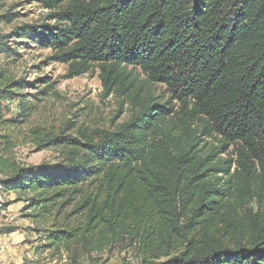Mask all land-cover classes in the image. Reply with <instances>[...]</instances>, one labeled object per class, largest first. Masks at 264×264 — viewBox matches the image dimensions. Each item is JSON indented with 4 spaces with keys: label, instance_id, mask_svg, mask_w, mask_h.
<instances>
[{
    "label": "trees",
    "instance_id": "1",
    "mask_svg": "<svg viewBox=\"0 0 264 264\" xmlns=\"http://www.w3.org/2000/svg\"><path fill=\"white\" fill-rule=\"evenodd\" d=\"M39 1L54 25L21 36L50 48L68 79L97 70L103 94L132 110L115 131L35 136L63 158L27 166L11 155L22 121L3 102L25 111L30 83L0 69V193L29 196L27 216L51 220L46 248L123 243L140 264H264V0ZM152 84L177 111L144 91Z\"/></svg>",
    "mask_w": 264,
    "mask_h": 264
},
{
    "label": "rangeland",
    "instance_id": "2",
    "mask_svg": "<svg viewBox=\"0 0 264 264\" xmlns=\"http://www.w3.org/2000/svg\"><path fill=\"white\" fill-rule=\"evenodd\" d=\"M50 10L39 0H0V41L5 39L7 54L0 53V69L8 77L24 79L30 83L23 92L25 111L17 106L18 100L3 102L9 110L6 118H15L21 122L11 152L13 159L21 164H56L63 158L61 150L55 148L39 149L35 136L47 134L77 135V130L115 131L127 122L132 115L131 106L113 95L105 96L98 79V71L68 79L66 65L53 62V52L23 38L21 29L26 26H52L54 20L48 15ZM7 17V20H4ZM141 78H144L141 76ZM144 91L159 102L171 101L174 110L179 104L170 100L165 87L152 84ZM218 146L216 137L204 138L199 142L198 150L203 154ZM232 148H229V152ZM227 155L219 154L217 159L224 160ZM222 181V177L217 175ZM29 196H19L14 192L0 193V203H11L0 211V229L17 227L11 234H0V264H93V261H106L105 264H140L141 257L136 250L123 243H114L99 252L87 253L86 250L71 245L69 249L58 251L46 248L45 229L47 223L37 224L30 216L34 212L27 209ZM67 213L70 212L68 208ZM56 221L62 216H55ZM71 223L74 218L70 219Z\"/></svg>",
    "mask_w": 264,
    "mask_h": 264
},
{
    "label": "crops",
    "instance_id": "3",
    "mask_svg": "<svg viewBox=\"0 0 264 264\" xmlns=\"http://www.w3.org/2000/svg\"><path fill=\"white\" fill-rule=\"evenodd\" d=\"M1 260V259H0ZM0 262H2V261H0ZM3 264H5V263H3Z\"/></svg>",
    "mask_w": 264,
    "mask_h": 264
}]
</instances>
